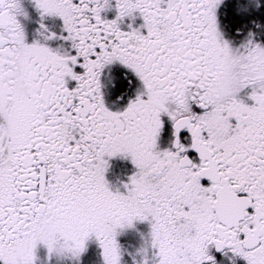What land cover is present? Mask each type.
<instances>
[{
    "label": "snow or ice",
    "instance_id": "snow-or-ice-1",
    "mask_svg": "<svg viewBox=\"0 0 264 264\" xmlns=\"http://www.w3.org/2000/svg\"><path fill=\"white\" fill-rule=\"evenodd\" d=\"M0 264H264V0H0Z\"/></svg>",
    "mask_w": 264,
    "mask_h": 264
}]
</instances>
